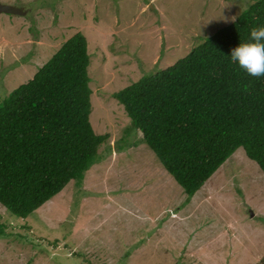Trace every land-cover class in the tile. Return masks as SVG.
Wrapping results in <instances>:
<instances>
[{
  "label": "rangeland",
  "instance_id": "1",
  "mask_svg": "<svg viewBox=\"0 0 264 264\" xmlns=\"http://www.w3.org/2000/svg\"><path fill=\"white\" fill-rule=\"evenodd\" d=\"M254 2L0 0L27 10L0 13V99L81 31L91 56L90 121L110 134L84 180L28 216L0 203V264H264L260 166L239 148L189 197L113 96Z\"/></svg>",
  "mask_w": 264,
  "mask_h": 264
},
{
  "label": "trees",
  "instance_id": "2",
  "mask_svg": "<svg viewBox=\"0 0 264 264\" xmlns=\"http://www.w3.org/2000/svg\"><path fill=\"white\" fill-rule=\"evenodd\" d=\"M264 26V0L172 65L114 92L135 129L192 197L243 148L264 173V76L230 53ZM88 39L78 31L0 99V203L26 217L83 181L109 133H96ZM179 264V263H177Z\"/></svg>",
  "mask_w": 264,
  "mask_h": 264
},
{
  "label": "clouds",
  "instance_id": "3",
  "mask_svg": "<svg viewBox=\"0 0 264 264\" xmlns=\"http://www.w3.org/2000/svg\"><path fill=\"white\" fill-rule=\"evenodd\" d=\"M230 57L249 76H264V26L253 27L250 30V40L240 42L231 50Z\"/></svg>",
  "mask_w": 264,
  "mask_h": 264
},
{
  "label": "water",
  "instance_id": "4",
  "mask_svg": "<svg viewBox=\"0 0 264 264\" xmlns=\"http://www.w3.org/2000/svg\"><path fill=\"white\" fill-rule=\"evenodd\" d=\"M10 13L14 15L24 14L27 12L24 7L15 6L7 3H0V13Z\"/></svg>",
  "mask_w": 264,
  "mask_h": 264
}]
</instances>
